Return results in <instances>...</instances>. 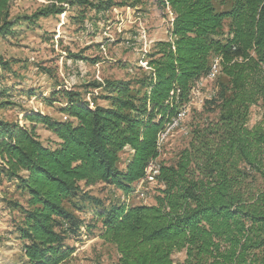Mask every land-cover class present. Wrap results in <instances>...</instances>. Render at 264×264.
Segmentation results:
<instances>
[{"label": "trees", "instance_id": "1", "mask_svg": "<svg viewBox=\"0 0 264 264\" xmlns=\"http://www.w3.org/2000/svg\"><path fill=\"white\" fill-rule=\"evenodd\" d=\"M160 1L174 19L169 40L149 55L143 93L109 82L112 104L92 106L80 92L61 90L68 120L39 113L25 115L28 127L0 120V181L16 179L28 196L20 229L27 264H62L74 252L66 240L84 224L64 202L80 182L133 191L160 155L159 132L190 103L215 58L227 83L193 110L191 140L175 163L160 165L156 179L165 187L156 203L114 204L103 212L101 238L116 246L119 264H174L180 252V264H264V119L249 126L252 106L264 102V0H231L225 11L213 0ZM11 4L0 0V38L13 33ZM67 4L57 0L35 15L62 13ZM207 107L215 119L203 118ZM37 123L56 135L54 147L42 143Z\"/></svg>", "mask_w": 264, "mask_h": 264}, {"label": "rangeland", "instance_id": "2", "mask_svg": "<svg viewBox=\"0 0 264 264\" xmlns=\"http://www.w3.org/2000/svg\"><path fill=\"white\" fill-rule=\"evenodd\" d=\"M71 1V2H70ZM127 1V6H121ZM217 11L229 10L231 0H213ZM57 0H12L10 19L13 33L0 38V120L30 126L26 114L39 113L54 120L70 119L62 108L67 99L61 90H75L90 105L110 106L115 94L109 82L125 81L131 94L144 92L140 81L151 72L149 55L159 41L170 38L174 14L160 0H68L62 13L36 16L52 7ZM60 7V6H58ZM229 20L224 30L228 29ZM212 61V60H211ZM185 119L167 138L154 163L159 168L175 163L180 151L190 140L193 110H202L204 102L227 83L223 74L214 79L202 77ZM100 84L101 87H96ZM216 109L207 107L203 118L215 119ZM198 116V114H195ZM264 119V102L252 106L249 126ZM168 124V123H167ZM166 124V125H167ZM165 125V126H166ZM165 130V127L162 129ZM162 130L159 133H162ZM36 132L47 146L54 147L56 135L42 123ZM159 135V134H158ZM131 153L126 150L119 168L125 167ZM140 181V180H139ZM139 181L126 195L105 183L86 186L64 202L67 210L83 222L75 237L66 243L74 247L62 264H119L116 246L101 238L103 212L117 203L153 205L160 194V182ZM27 193L16 179L0 181V264H27L20 229L24 221L22 207L27 206ZM185 259V252L174 253V264Z\"/></svg>", "mask_w": 264, "mask_h": 264}, {"label": "built area", "instance_id": "3", "mask_svg": "<svg viewBox=\"0 0 264 264\" xmlns=\"http://www.w3.org/2000/svg\"><path fill=\"white\" fill-rule=\"evenodd\" d=\"M220 63H219V59L218 58H215L212 63H211V70L210 72L205 75L206 78L208 79H214L216 76H218L220 74ZM196 86L198 85H203V82H202V78H200V80L197 81V83L195 84ZM196 86L193 87L192 91H191V101L190 103L192 102L193 98L195 97V89H196ZM213 94L211 93L209 95V97H211ZM189 103V104H190ZM189 104H187L176 116H174L169 122L168 124L165 126V130H162V133H159V136H158V148H159V151L161 150V147L163 146V144L166 142L167 138L169 137V135L176 129L178 128L180 125H181V122L185 119L186 117V114H187V111H188V108H189ZM155 160H153L147 170H146V175L143 179H141L139 181V184H141L142 182H150V183H153V182H157V175L159 174V170H160V167L158 168L155 163H154Z\"/></svg>", "mask_w": 264, "mask_h": 264}, {"label": "crops", "instance_id": "4", "mask_svg": "<svg viewBox=\"0 0 264 264\" xmlns=\"http://www.w3.org/2000/svg\"><path fill=\"white\" fill-rule=\"evenodd\" d=\"M126 150H129V149H126ZM126 150H125V151H126ZM125 151H124V152H125ZM129 151H130V150H129ZM124 152H123V153H124ZM123 153H122V154H123ZM130 153H132V152L130 151ZM122 154H121V156H122ZM120 159H121V157H120Z\"/></svg>", "mask_w": 264, "mask_h": 264}]
</instances>
